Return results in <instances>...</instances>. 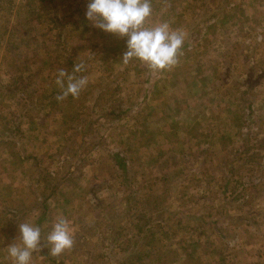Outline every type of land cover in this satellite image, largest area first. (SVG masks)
Returning <instances> with one entry per match:
<instances>
[{"label":"rangeland","instance_id":"374dc122","mask_svg":"<svg viewBox=\"0 0 264 264\" xmlns=\"http://www.w3.org/2000/svg\"><path fill=\"white\" fill-rule=\"evenodd\" d=\"M176 1L172 4H177L179 13L176 29L185 23L191 33L186 35L179 63L163 72H173L166 90L171 95L164 97L172 109L164 118L152 109L157 94L147 96L152 88L150 70L136 69L142 78L124 82L122 70L107 75L101 69L99 51L90 49L99 34L89 35L79 23L88 0H55L52 4L0 0V148L9 146L12 155L27 157L34 165L38 177L28 184L38 188L39 200L43 171L58 170L67 177L56 187L57 181L50 185L49 190H55L46 194L44 211L38 216L45 220L47 231L57 216L66 217L75 242L70 250L46 256L40 264H264V0H191L188 6ZM161 5L158 0V10ZM184 9L189 13L185 18L180 13ZM239 10L243 18L235 29L234 16ZM212 13H228L223 17L226 32L218 26L215 34ZM14 42L33 55L21 53L16 66L8 67V47ZM186 54L189 59L182 61ZM66 59L85 64L86 70L77 75L87 76V87L78 98L55 104L58 108L44 118L36 113L30 114L33 118H21L16 103L25 105V92L32 104L41 98H46L42 103L53 102L59 94L57 72L72 71L64 65ZM13 69L17 74L8 82ZM193 69L198 75L214 72L210 89L220 85L219 93L205 96L207 106L212 105L204 114L207 120L197 114L201 119L195 121V116L182 113L178 103L187 105V101L174 96ZM175 73L179 83L172 80ZM157 84L162 89L165 82L158 80ZM133 116L141 117L143 129L135 118H126ZM203 127L206 134L201 135L204 132L199 128ZM194 137L200 139L193 142ZM246 155L253 162L242 169ZM119 159L126 168L123 172L116 166ZM2 163L0 156V168ZM259 165L263 170L256 171ZM123 175L126 180L121 179ZM226 177L231 181L226 203V197L205 198L219 195L217 185ZM129 196L138 206L153 196L166 197L165 227L157 232L162 238L151 250H138L137 245L151 215L145 210L126 214ZM34 204L28 203L31 210ZM16 216L15 229L36 217L33 211ZM193 217L198 218L193 221ZM11 230L8 227L12 237ZM46 236L41 244L48 251ZM107 237H113L114 243Z\"/></svg>","mask_w":264,"mask_h":264},{"label":"crops","instance_id":"0c3cea01","mask_svg":"<svg viewBox=\"0 0 264 264\" xmlns=\"http://www.w3.org/2000/svg\"><path fill=\"white\" fill-rule=\"evenodd\" d=\"M161 1H162V5L160 6L158 10L156 7V3L158 2V0H151L153 11H152V15L146 21V26H153L161 22H167L170 25L171 29L179 30V29H176V23H175L176 22L175 20L177 19V16L179 14L175 10V8L177 7V4L174 5L175 7H173L172 5L174 4V2H177V1L176 0H161ZM216 1H219V0H216ZM253 1L255 0H244L243 2H253ZM228 2H230V0H228ZM178 3L179 4L182 3L184 5L186 4L188 6L189 4L192 3V1L191 0H180ZM160 12L161 14L158 17H156L155 15ZM180 13L181 15H184L183 16L184 18L189 15L187 9H184V11ZM240 13H242L241 10H239L238 13H236L234 16L235 17L234 19H236L237 21L236 25L234 26L235 29H237V23L239 22V19L243 18V15L239 16ZM227 14L228 13L224 14L223 16L222 15L215 16V14L212 13V17L210 19H212L213 22H215V25H213V27L214 26L216 27L215 34H217L220 29L218 28V26L222 27V30L226 32L225 26H224L225 22L223 21V17L227 16ZM210 19H207V21H209ZM232 19H229V24H231ZM79 23L80 25H82L83 30L87 31L89 35L92 34L93 36H95L96 34H99V36H97V38L94 41H91L90 49L94 52L99 51V54L101 55V60L99 63H101L102 65L101 69L105 71L107 75L110 74L111 71L115 69H119V70H122L120 72L121 73L120 76L123 77L122 80L124 82L137 81V80H140L142 76L139 77V75H141V72L136 73L135 72L136 69L150 70L144 64H142L141 62L137 60H132L128 64H124L121 61L122 54L126 50V38H118L117 36L106 34L100 31L99 29L93 27L91 23L85 19V15L82 17V20ZM180 30L185 34L184 41H186V35L189 36V34L191 33V31L188 28V25L184 23V26H182ZM9 35L12 38L11 32H9ZM106 51H108L107 56L105 55ZM94 52H92V54H94ZM21 53H28L30 54V56L33 55L32 52L30 53L28 50H25V48H21L20 45H18L16 42H14L13 45H9L8 47V67L16 66L18 57L21 55ZM182 56L183 54L181 55V57ZM185 57L186 59H182V61L189 59L187 58L188 57L187 54L185 55ZM218 65H222V64H218ZM193 70H194V73H192L188 77H185L182 81L183 83L180 82L181 84V88H179L180 90L179 91H177V89L174 90V94H175L174 96H177L180 99H186L187 101L186 103L187 105H184L185 102L183 101L178 103L179 105H182L180 106V109L183 110L182 113H189L191 117L195 116L196 118L195 121L201 119V117L207 120L208 117L207 115L204 116V114L212 105L207 106L206 101H205V96L213 97V93L218 92L216 91V89L219 88L220 85L216 83V85L212 86L211 87L212 89H210L211 83L216 79L214 72L212 75L210 72H207L206 75H202L203 72H201L198 75V72L195 69ZM9 71L10 73H12V75H8V82L13 81L15 78L14 75L17 74L14 69L9 70ZM163 72L164 70L160 71V73L156 71L153 72L152 70H150V73H149L150 75L148 76V78L150 79V84L152 88L148 94L146 92L144 94L145 95L147 94L148 97L152 93L157 94L154 96V99L152 97L153 100H156L155 103H152L154 104L152 105V109L156 113L160 112L165 118L167 114H170L169 110L172 109L169 105H167L169 103H165L164 97L166 95H169V96L171 95V94L166 93V90H168V87H167L168 75L173 76L172 75L173 72L169 74H163ZM175 75H176V79H172V80L173 82L177 81L179 83L180 78L177 77L176 73ZM158 80L159 81L163 80L165 82L162 89H157ZM8 88L10 87L8 86ZM10 93L13 95L14 94L17 95V91L16 93L15 91H11ZM13 103L15 102L13 101ZM17 104L18 103H16V105ZM14 107H15V104L12 105L11 110L14 111ZM63 111L64 110H62V112ZM193 111H197V113L194 115L191 114ZM128 112L130 113L129 110ZM175 112L176 114L179 113L177 111ZM14 114L15 112L13 113V115ZM197 114H199L201 117L199 118L198 116H196ZM126 118H135L137 121L136 124L140 126V129H143L142 127L143 124L142 122H140L141 117L138 118L137 116H133V117H126ZM144 119L146 118L144 117ZM199 129L202 132H204V127L202 129L201 128ZM202 134H206V131L204 133H201V135ZM214 135L220 138L218 132L214 133ZM197 139H200V138L194 137L195 141L193 142H196ZM0 149H1L0 156H1V160L3 161L2 167L0 168V264H8V259H10V262H12L11 258L8 257V252H7L8 243H12L14 239L17 237L16 233L18 234V228L16 229L14 228V226L16 225V223H14V220L17 217L16 214L18 212H22V214L24 215L26 214L29 215L30 211H33V216H36V217L28 218L27 220H25V222L33 223L34 225L39 226L41 228V231L45 229V220L41 219L40 215L38 216L40 212L39 199H38V188L36 186L30 185V182L28 184L29 179L33 177H38L37 169L34 167V165H32L31 162L27 160V157L12 155L10 151L11 149H9V146L6 148H0ZM37 180L38 178H36L35 182ZM34 192H36L35 193L36 197L33 195ZM30 201H33L35 203L34 206L36 205L35 207L33 206L34 208H32V210L28 206V203H30ZM50 222L53 223V220L51 219ZM10 226L13 228V230H11V235H13L12 237L8 236V227ZM49 229L51 230V228ZM8 237L10 239H8ZM40 249L42 250H37L33 253L32 264H40L39 261L43 260L44 257L46 256L48 257L50 255L49 250L47 251L43 244H41ZM11 264H13V262Z\"/></svg>","mask_w":264,"mask_h":264},{"label":"clouds","instance_id":"9594fccd","mask_svg":"<svg viewBox=\"0 0 264 264\" xmlns=\"http://www.w3.org/2000/svg\"><path fill=\"white\" fill-rule=\"evenodd\" d=\"M151 0H88L85 19L100 31L126 38V50L121 61L128 64L137 60L152 71H163L179 63L180 50L185 34L173 30L167 22L146 26L152 15ZM86 70L83 62L74 65L71 72L61 69L55 84L59 89L56 100L78 98L88 85L87 76H79ZM50 255L55 257L74 245L70 221L57 216L46 236ZM41 247V228L33 223L18 224V236L7 247L13 264H32L33 253Z\"/></svg>","mask_w":264,"mask_h":264},{"label":"trees","instance_id":"16d2710c","mask_svg":"<svg viewBox=\"0 0 264 264\" xmlns=\"http://www.w3.org/2000/svg\"><path fill=\"white\" fill-rule=\"evenodd\" d=\"M40 1L42 3L49 1L50 4L55 2V0H48V1L47 0H40ZM48 23H50V22H48ZM57 38H58L57 39L58 42H60V46H63L62 45L63 38L59 34L57 35ZM60 50L62 52H64V50L61 47H60ZM64 65L66 67H71L73 69L75 63H73V61H71L70 59H66ZM18 93H20L19 90H18ZM27 96H28V93L25 92L24 98H23L24 102H25L24 106L18 103V106L21 109L20 110L21 118H23V117L33 118L34 116L33 117L30 116L31 113L39 114L42 116V118H44L45 116H47V114H49L51 109L57 108V107H54L55 104L62 102V101L58 102L56 100V97H54L52 103L51 102H45V100H43V103H42V99H46V98H41V99L37 100V103L32 104V102H30V100L27 98ZM53 96H54V93L51 94L49 97H53ZM69 99H70V97H68L65 100V102H68ZM88 101L89 100H87V103H88ZM37 104H39V107L37 106ZM51 105H52V107H50ZM80 113H78V114H80ZM77 117L78 116H76V118ZM16 133L18 134V131ZM64 139H65L64 136L60 137L61 141ZM44 144H46V142L44 143V141H43V147H44ZM74 148H75V145H72V150H74ZM248 152H249V148L247 149V151L245 153H248ZM50 156H52V155H50ZM248 157L246 155V160L243 163L242 169L249 167L250 162H253V160H251V157H249V158ZM122 162H123V160L119 159V162L116 163L117 169H120V172H123V170L126 169ZM62 164H63V162H62ZM36 165H38V164H36ZM63 167H65V166L63 165ZM255 170L256 171L263 170V168L261 165H259L257 168L255 167ZM42 174H43V176L40 174V177L42 179L41 184L43 186V183H44V186L40 189V193H39V197L41 198L39 200L40 212L44 211V203L46 202V197H47L46 194L49 192H50L49 194H51V192L52 191L54 192V190H55V188H52L51 190H49L50 185L57 181L54 185L56 187L58 182L64 181L67 179L66 175H64L63 173L61 174V172H59L58 170L50 171L49 173H46V171H43ZM122 178L124 180H126L125 175L121 176V179ZM222 180H223V182L221 183V185H219V184L217 185L218 189L221 190L219 195H216V194L211 195V196L207 195L205 198H217L219 196H221L222 198L226 197L225 194H227V192H229V186L231 185V181H229L227 177L222 179ZM236 182L237 181L235 180V183L232 182V184L235 185ZM133 195H135V192H133ZM132 196L131 197L129 196L130 201H128L126 203V207H125L126 212L125 213L128 215H131L132 213H135L138 211L143 212L145 210L146 214L151 215L150 223L145 225L143 227L142 231L139 233L137 245H140V246H139L138 250H140V248L151 250V245L156 244L160 240V238H162V235L160 237H157V235L159 234L157 232H160L165 227V222H164L163 216L165 214H168V208H169V206L165 205L166 197L163 198L161 196H157V197L153 196V197H151L152 201L147 202V200H146V202H144L143 204L138 206L136 204V201H135V203H134V201H132ZM226 200H227V197L225 199V203H226ZM169 201H173L172 196L169 197ZM183 201L185 202V200H183ZM41 207H42V209H41ZM182 207H184V205H182ZM182 212L183 211H180V214ZM169 215H172V214L170 213ZM40 216H41V214H40ZM42 216H43V214H42ZM197 218L193 217V218H191V220L194 221ZM138 219L143 221L144 217L143 218L139 217ZM188 219H190V218H188ZM41 232H42L41 238H43L44 235L48 234V231L46 230V228L43 229ZM105 240H108V242L110 244L114 243L113 237H111V239L109 237H107Z\"/></svg>","mask_w":264,"mask_h":264}]
</instances>
